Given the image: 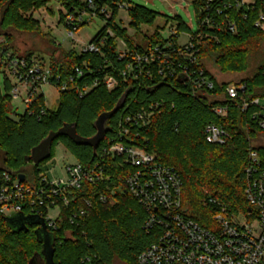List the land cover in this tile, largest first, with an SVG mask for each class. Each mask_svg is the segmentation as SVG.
<instances>
[{"label": "trees", "instance_id": "16d2710c", "mask_svg": "<svg viewBox=\"0 0 264 264\" xmlns=\"http://www.w3.org/2000/svg\"><path fill=\"white\" fill-rule=\"evenodd\" d=\"M48 1L0 0V34L7 39L5 44L0 43V76L4 77L3 83L0 80V170L25 174V182L37 184L40 164L34 165L25 160L32 149L51 131L65 124H75L78 134L83 137L94 136L97 132L95 121L101 114L112 111L126 93L123 107L107 123L110 129L96 154L92 147L76 144L70 138L61 136L53 142L50 158L55 142L60 140L77 161L91 168L95 162L101 161L103 149L116 139L121 118L126 113L144 109L151 112V120L146 126L136 127L135 131L139 132L137 142L145 144L146 149L156 155L158 162L176 169L183 184L182 203L186 214L204 226L213 227L215 214L223 208L231 213L246 211L248 152L251 141L264 134V128L259 126L257 119L252 118L259 108L251 106L246 112H241L238 105L232 103L228 116L221 117L213 111L215 102L208 96L194 94L191 83H186L181 75L162 77L157 64L143 66L144 71L139 79L123 76L118 70L124 64L116 53V39L119 37L124 38L132 50L145 52L155 45L166 44L170 36L165 37L162 32L169 24L168 29L175 26L179 32L196 34L178 15L163 27H157L151 35L145 33L147 45L144 47L116 22L119 7L112 1L127 0H107L113 8V16L91 40L99 44L107 36L102 46L104 56L78 54L73 50L65 51L62 58L50 55L53 74L69 82V88L59 94L58 107L48 108L46 98L41 94L22 114L14 111L10 94L12 83L2 71L7 52L23 56L12 47L15 40L12 31L38 30L40 21L34 15L27 19L22 12H33ZM59 1L67 3L68 8L82 4L76 0ZM96 1L101 4L100 0ZM195 5L198 21L203 17L202 0H196ZM260 6L264 7V1L258 0L257 9L246 18L242 10L231 11L238 25L236 33L204 27L200 42L199 38L195 39L200 48L201 64L197 62L192 67H204L215 81V88L209 93L220 94L227 85L216 82L207 66V61H212L224 71L251 72L250 76L241 80L248 85V97L264 98V31L254 25ZM128 13L130 25L137 31L144 25L153 26L159 16L158 12L139 4L129 6ZM62 19L65 20L64 14ZM108 26L113 28L115 37H109L106 33ZM32 56L28 54L23 57L30 59ZM253 63H256L255 69L250 68ZM76 67L83 69L81 76H77ZM147 69H151V77L145 73ZM110 73L119 79L118 87L113 90H108L102 82L103 77ZM70 75L75 76L73 81ZM93 83L97 84L88 93L80 94ZM208 124L222 125L231 137L225 143L208 142L205 131ZM254 148L264 159V146L254 145ZM29 164L32 165L30 171L27 170ZM103 167L109 178L95 183L86 182L84 188L76 193L78 198L86 197L92 201L89 214L71 224L65 221L68 212L64 209L60 228L54 231L47 228L54 237L55 264H113L116 259L127 264H139V254L155 241L154 232L145 228V209L130 194L119 189L127 169L123 171L119 159L112 156H106ZM28 176L32 179H28ZM101 193L113 195L115 204L100 202ZM38 227V224L29 225L27 231L18 232L8 224L6 216L0 214V264H31L36 257L38 264H44L43 242L36 234Z\"/></svg>", "mask_w": 264, "mask_h": 264}, {"label": "built area", "instance_id": "2783aa9c", "mask_svg": "<svg viewBox=\"0 0 264 264\" xmlns=\"http://www.w3.org/2000/svg\"><path fill=\"white\" fill-rule=\"evenodd\" d=\"M100 1L101 4L96 0H83L82 4L64 12V22L71 37L86 23L85 15H89L90 20L101 17L105 24L111 21L112 6L107 0ZM112 3L117 4L119 9L129 8L126 2ZM257 7L258 0H202L203 17L197 21L196 34L179 32L177 27L171 26L166 44L155 45L145 52L132 50L127 41L119 37L116 39V53L124 64L118 70L123 76L139 79L144 71L143 66L157 64L162 77L181 75L186 83H191L194 94H204L215 102L213 111L216 115L227 117L232 103L237 104L241 112H246L251 106L258 107L259 111L254 112L252 118L257 119L259 126L264 128L263 98L248 97L246 82L227 83L220 94L214 95L209 91L215 88V81L205 72V68L192 67L197 62L201 64L200 48L195 39L199 38L200 42L203 38L204 27L236 33L238 25L231 11L242 10L246 18ZM254 25L264 31L262 6L254 18ZM106 33L109 37H115L111 26H108ZM182 35L187 37L183 40ZM106 38L103 37L99 44L92 42L91 38L81 53L104 56L102 46ZM4 63V75L12 83V99H22L26 108L32 106L39 95L45 96L43 86L46 84L54 85L59 94L69 88V82L60 75L55 76L51 65L43 58L32 56L28 59L7 52ZM75 70L77 76L83 74L82 68L76 67ZM145 73L152 76L151 69ZM69 78L73 81L75 76L70 75ZM102 82L108 90L119 85L118 77L111 73L106 74ZM96 84L85 87L80 94L88 93ZM150 115L151 112L144 109L126 113L119 122L116 139L103 149L101 161L95 162L91 168H86L79 161L70 163L66 166L64 178L51 179L40 175L37 184H27L20 174L0 170V214L12 216L24 212L26 215H36L43 218L47 228L54 231L60 228L65 209L68 212L65 221L74 224L79 218L87 216L92 208V201L86 197L78 198L77 191L83 189L86 182L95 183L109 178L103 162L106 156H112L119 159L123 171L127 169L119 189L130 194L145 209V228L155 234V241L139 254V264H264V159L254 148L255 140L251 141L246 166V211L231 213L223 208L215 214L214 226L207 227L186 214L182 203L183 184L176 169L158 162L156 155L149 152L145 144L137 142L139 132L135 129L148 125ZM205 131L211 143H225L231 137L222 125L208 124ZM28 179L31 180V176ZM99 200L110 205L116 202L113 195L104 193L99 195ZM53 212H56L55 215Z\"/></svg>", "mask_w": 264, "mask_h": 264}, {"label": "rangeland", "instance_id": "374dc122", "mask_svg": "<svg viewBox=\"0 0 264 264\" xmlns=\"http://www.w3.org/2000/svg\"><path fill=\"white\" fill-rule=\"evenodd\" d=\"M76 1L83 3V0ZM195 1L196 0H127L126 5L131 6L139 4L158 12L159 16L153 26L144 25L141 30L137 31L130 25L131 18L128 9L122 8L118 11L116 22L127 29L128 35L134 37L140 44L146 47L147 44L144 40V34L147 33L151 35L157 27H163L167 21L175 15L180 16L192 27V31H195L198 27ZM67 9V3L59 0H49L45 6H42L37 10L34 9L33 12H22V15L27 19H31L34 15V18L40 21V26L36 31L29 29L23 32L12 31L15 34V40L12 42V47L17 53H19V55L26 56L32 54L39 59L43 58L48 64H50V55L62 58L64 57L65 51L72 50L80 54L83 48L88 44L89 40L104 27L106 22L101 17H94L90 20V16L85 15V25L75 33L74 37H71L65 22L62 19V16ZM168 26L162 32L165 37L169 36ZM186 37L187 36L182 35L183 40ZM6 42L7 39L5 36L0 34V43L5 44ZM207 66L219 84L238 83L242 79L251 75V72L224 71L212 61H207ZM250 68L255 69L256 63H253ZM2 71L4 73L5 66L2 67ZM3 79L4 77L1 75V83H3ZM43 93L45 94L47 107L50 109H56L59 99L57 88L54 85L46 84L43 86ZM261 103L264 105V98L261 100ZM12 105L14 111L18 114H22L26 110V106L20 98H14L12 100ZM255 145L264 146V134H261L256 138ZM76 161V157L69 151L65 144L58 140L53 147V156L40 163L39 168L41 170L39 175H46L51 179L64 178L66 177V166ZM22 168L25 169V165H23ZM31 168L32 165L29 164L27 170L30 171ZM25 183L30 184L31 182L28 181ZM53 213L55 215L56 212ZM113 264L127 263L120 259H116Z\"/></svg>", "mask_w": 264, "mask_h": 264}, {"label": "water", "instance_id": "95a60500", "mask_svg": "<svg viewBox=\"0 0 264 264\" xmlns=\"http://www.w3.org/2000/svg\"><path fill=\"white\" fill-rule=\"evenodd\" d=\"M126 93L119 99L116 107L110 111L103 113L95 121L97 132L92 137H83L78 134L75 124H65L56 131H51L46 138H44L39 145L34 147L31 154L28 155L25 160L27 163H33L38 165L43 161L47 160L51 156V149L53 142L61 136H66L73 140L76 144L87 145L93 148L94 153H97V148L106 133L109 131L107 125L109 119L121 108L125 103ZM58 107V106H57ZM20 178L25 179V174H21ZM8 224L16 231L28 230L29 225L38 224L39 227L36 229L38 239L43 242V256L45 258L44 264H55L54 263V237L47 231V227L44 223V219L36 215H25L23 212L16 213L12 216H6ZM31 264H38L37 257L31 261Z\"/></svg>", "mask_w": 264, "mask_h": 264}, {"label": "crops", "instance_id": "0c3cea01", "mask_svg": "<svg viewBox=\"0 0 264 264\" xmlns=\"http://www.w3.org/2000/svg\"><path fill=\"white\" fill-rule=\"evenodd\" d=\"M13 100V99H12Z\"/></svg>", "mask_w": 264, "mask_h": 264}]
</instances>
